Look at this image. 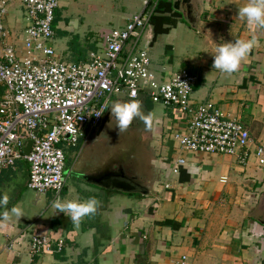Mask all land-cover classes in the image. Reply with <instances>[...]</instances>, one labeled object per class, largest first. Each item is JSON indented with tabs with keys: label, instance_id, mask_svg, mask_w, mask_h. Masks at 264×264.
Wrapping results in <instances>:
<instances>
[{
	"label": "crops",
	"instance_id": "crops-1",
	"mask_svg": "<svg viewBox=\"0 0 264 264\" xmlns=\"http://www.w3.org/2000/svg\"><path fill=\"white\" fill-rule=\"evenodd\" d=\"M248 2H180L178 10L172 7L179 13L174 16L175 24L162 33L175 28V45L166 46L172 53L169 61L173 62L175 51L179 58L176 64L197 77L190 95L192 104L208 103L239 120L248 131L251 141L245 159L180 151L169 134L186 130L190 115L171 107L170 117L162 113L155 121L152 116L150 119V144L144 150L138 173L146 193L138 187L135 191L115 188L112 180L103 184L93 181L100 167L92 152L90 157L85 156L71 166L72 174L64 177L65 184L59 193L17 192L7 205L0 207V215L12 206L24 212L20 219H0V240L11 239L14 245L13 250L0 252V264H175L183 255L187 264H264V165L257 163L253 153L257 144L264 145V29L249 25L237 15L238 8ZM187 5L199 31H191L183 24ZM18 14L24 19V9L17 3L8 9L3 23L5 42L21 49L15 42L27 22L24 19L25 25L21 24ZM152 37L150 25L143 36L147 48L155 41ZM253 37V47L237 70L225 74L212 68L211 55L217 45ZM102 49L101 40L89 53ZM157 60V56L150 60L152 69L159 65ZM160 68L157 76L168 78L165 68ZM137 101L142 112L151 114L153 103L147 99ZM160 107L163 111L170 106ZM89 139L78 143L85 145ZM78 156L77 153L75 159ZM178 156L185 162L177 173H172ZM15 164L0 171V195L9 194L3 186L19 170ZM20 174L28 189L26 162ZM90 197L97 201L96 211L82 217L78 224L51 207L56 199L83 201ZM32 235L48 237L52 246L60 239L62 249L29 256L27 247Z\"/></svg>",
	"mask_w": 264,
	"mask_h": 264
},
{
	"label": "built area",
	"instance_id": "built-area-1",
	"mask_svg": "<svg viewBox=\"0 0 264 264\" xmlns=\"http://www.w3.org/2000/svg\"><path fill=\"white\" fill-rule=\"evenodd\" d=\"M12 1L0 0V171L24 160L28 189L37 194L59 193L65 184L62 146L75 147L79 140L89 139L107 108L99 116L96 113L116 93L189 114L186 130L169 134L180 151L245 159L251 138L242 123L208 103L193 105L190 95L196 75L181 68L162 79L151 68L146 50L138 47L159 0H140V11L104 33L103 49L90 52L80 63L58 60L48 44L54 37L52 21L58 0H16L24 9L27 25L21 49L6 43L3 17ZM24 139L32 140L27 155L22 152ZM253 153L257 163L264 165V145L257 144ZM184 162L178 156L171 172L177 173ZM52 245L48 237L32 235L27 252L29 256L58 252L63 242L59 239L55 248ZM13 246V240H4L0 252ZM175 264H187L186 257Z\"/></svg>",
	"mask_w": 264,
	"mask_h": 264
},
{
	"label": "rangeland",
	"instance_id": "rangeland-1",
	"mask_svg": "<svg viewBox=\"0 0 264 264\" xmlns=\"http://www.w3.org/2000/svg\"><path fill=\"white\" fill-rule=\"evenodd\" d=\"M58 2L55 21L52 24L54 37L48 41V44L52 47L56 58L63 62L76 61L78 58L86 59L89 51L95 50L98 42H101L104 33L114 27L123 25L132 14L138 13L141 8L140 0H58ZM17 3L20 4L16 0L12 1L7 6V12L8 9L11 10ZM18 19L21 24L25 25L22 15L18 14ZM183 24L191 31L200 30L197 24L191 25L184 16ZM22 39L23 33L15 43L21 46ZM144 42V38H142L138 43V47L146 50L150 60L155 59L156 56L158 57L159 65L153 68L154 71L160 73V67L162 66L165 68V76L168 77L181 69L178 66L179 64H176L179 58L175 55V51L173 62H171L169 61V57L172 54L171 50L166 48L172 43L175 45V28H172L166 34L156 36L155 41L148 48ZM113 101L128 102L122 93L113 94L109 99V103ZM152 105L151 116L154 121L162 113H168L169 117L172 115L173 110L171 107L162 111L160 104L153 103ZM143 113L147 115V113ZM151 126L150 120L145 123L140 119L134 118L125 131L118 133L115 120L110 119L109 116V120L105 123L100 133L98 135L93 133L85 145L81 142L80 144L78 143L79 146L77 148L62 146L65 156L64 177L71 176L72 172L71 174L69 173L71 166L82 161L85 156L90 157L92 152L93 157L96 155L95 164H100L102 161V164L107 162L105 158L108 154L112 158L123 154L133 161L135 166H138V163L141 165L144 162L142 160L145 155L144 150L150 144L148 130ZM114 148L116 149L113 151ZM118 150H121L122 153L118 154L116 152ZM77 153L79 156L75 159ZM135 154L137 157H135ZM24 164V160L16 162V168H19V170L15 171L10 180L6 182V186H3V191L8 188V199L12 197L13 193L16 194L17 192L21 195L32 194L31 190L24 187L23 176L20 174V168ZM0 242H3V240H0Z\"/></svg>",
	"mask_w": 264,
	"mask_h": 264
},
{
	"label": "clouds",
	"instance_id": "clouds-1",
	"mask_svg": "<svg viewBox=\"0 0 264 264\" xmlns=\"http://www.w3.org/2000/svg\"><path fill=\"white\" fill-rule=\"evenodd\" d=\"M237 15L244 19L249 25H255L260 29H264V0H249L248 3L238 8ZM254 42L255 37L249 40L236 39L217 45L214 54L211 55L212 68L225 74L233 73L237 70L240 62L248 55ZM105 107L109 111L110 119L115 120L118 133L125 131L134 118L140 119L145 123H148L152 118L151 114L145 115L141 111L139 101H113L108 103L106 100L101 111L97 112L96 115H101ZM7 203V195H0V207L7 205ZM51 207L54 208L57 213H63L73 224H78L82 217L96 211L97 201L94 197H90L83 201H62L56 199L52 202ZM10 216L20 219L24 216L23 209L18 206H12L0 215V219L7 220Z\"/></svg>",
	"mask_w": 264,
	"mask_h": 264
},
{
	"label": "water",
	"instance_id": "water-1",
	"mask_svg": "<svg viewBox=\"0 0 264 264\" xmlns=\"http://www.w3.org/2000/svg\"><path fill=\"white\" fill-rule=\"evenodd\" d=\"M180 2L185 3L188 2V0H181V1L174 0L172 6L173 9L178 10ZM185 18H187V20L191 25H195L194 13L192 12L189 5L186 6ZM108 120H109V111L107 109L103 115L101 123L98 126L97 133H99L102 130L103 126ZM31 145H32L31 139H24L22 141V152L24 155L28 154ZM115 149L116 148H114L113 151ZM128 151L129 153L132 154L130 150ZM116 152H118V154L122 153L121 150H118ZM116 157L112 158L110 154L106 156L105 159L107 160V162H104L102 164L103 162L102 161L100 163L101 165L99 164L98 167H100V170H98V172L93 177V181L99 184H103V182H110L112 180L115 188L121 189L123 191H135V187H138L139 189H141L142 193H146L147 191L145 187L139 182L138 179V173L140 172L139 170L141 168L140 163H138V166H135L134 162L129 160L128 157L127 156L125 157L123 154L118 155ZM135 157H137L136 154ZM113 166H115V168H112ZM114 178L117 179L114 180Z\"/></svg>",
	"mask_w": 264,
	"mask_h": 264
},
{
	"label": "trees",
	"instance_id": "trees-1",
	"mask_svg": "<svg viewBox=\"0 0 264 264\" xmlns=\"http://www.w3.org/2000/svg\"><path fill=\"white\" fill-rule=\"evenodd\" d=\"M58 8L54 10V18L52 24L55 21V15ZM179 13L172 9V0H159L156 8V14L152 16L150 23L152 25V38L153 40L158 34L167 32L168 28L175 24L174 16ZM2 88L0 87V95ZM146 103L148 101H145Z\"/></svg>",
	"mask_w": 264,
	"mask_h": 264
},
{
	"label": "flooded vegetation",
	"instance_id": "flooded-vegetation-1",
	"mask_svg": "<svg viewBox=\"0 0 264 264\" xmlns=\"http://www.w3.org/2000/svg\"><path fill=\"white\" fill-rule=\"evenodd\" d=\"M117 178H114V180H116Z\"/></svg>",
	"mask_w": 264,
	"mask_h": 264
}]
</instances>
